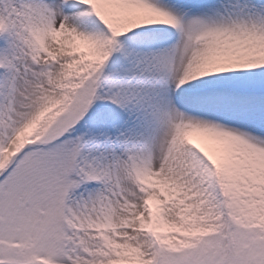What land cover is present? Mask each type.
Segmentation results:
<instances>
[{
  "label": "snow or ice",
  "instance_id": "1",
  "mask_svg": "<svg viewBox=\"0 0 264 264\" xmlns=\"http://www.w3.org/2000/svg\"><path fill=\"white\" fill-rule=\"evenodd\" d=\"M0 264H264V0H0Z\"/></svg>",
  "mask_w": 264,
  "mask_h": 264
}]
</instances>
